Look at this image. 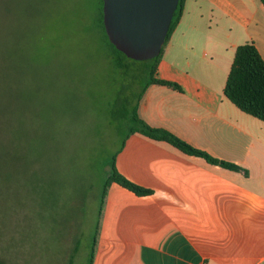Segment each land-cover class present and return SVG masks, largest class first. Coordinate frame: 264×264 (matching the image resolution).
I'll use <instances>...</instances> for the list:
<instances>
[{
	"label": "crops",
	"instance_id": "obj_1",
	"mask_svg": "<svg viewBox=\"0 0 264 264\" xmlns=\"http://www.w3.org/2000/svg\"><path fill=\"white\" fill-rule=\"evenodd\" d=\"M264 60L261 0H184L137 114L233 170L127 133L116 170L150 190L108 186L92 264H264V121L223 92L234 49ZM109 171V170H108Z\"/></svg>",
	"mask_w": 264,
	"mask_h": 264
},
{
	"label": "rangeland",
	"instance_id": "obj_2",
	"mask_svg": "<svg viewBox=\"0 0 264 264\" xmlns=\"http://www.w3.org/2000/svg\"><path fill=\"white\" fill-rule=\"evenodd\" d=\"M99 7V0H0L4 264L87 262L102 183L130 128L112 109L144 64L114 66L119 56Z\"/></svg>",
	"mask_w": 264,
	"mask_h": 264
},
{
	"label": "trees",
	"instance_id": "obj_3",
	"mask_svg": "<svg viewBox=\"0 0 264 264\" xmlns=\"http://www.w3.org/2000/svg\"><path fill=\"white\" fill-rule=\"evenodd\" d=\"M261 1L264 3V0ZM99 3V17L102 30L108 43L113 48L114 52L119 56L114 59V66L116 68L123 69L124 72H127V70L130 69L129 64H131L126 63L127 61L144 62L142 68H137L133 72V75L131 76L132 80H130V82L126 86V89H124V96L121 99H118L114 104V107L112 109L113 115L122 118L126 122L130 123V128L128 130L129 133L138 132L155 140H163L186 154L203 157L210 163L218 164L220 166L227 167L233 170H241L239 166L233 163L216 159L210 156L205 151L193 147L192 145L166 129L150 126L137 114L138 103L143 95L144 90L149 84L159 83L178 88L177 85L171 81L155 78L154 73L156 71L157 63L161 57L163 47L168 41L171 32L180 20L183 11L184 0H179L178 2V6L173 14L169 30L160 54L154 58L147 60H134L127 57L123 52L116 49V47L108 40L102 22L103 1L99 0ZM135 82L142 83L140 89L137 91H134V89L132 90L130 88L131 84ZM223 92L224 95L239 109L264 121V60L253 43L247 42L239 44L235 47L233 61L226 78ZM111 182H116L138 195H144L150 192V190L137 185L136 183L130 181L124 175L119 173L115 168L113 156L112 162L110 164V169L107 172L102 183V189L99 195L97 222L95 225L94 233L91 237L90 251L86 264H92L93 261L99 230V219L102 214L106 192ZM0 264L4 263L0 260Z\"/></svg>",
	"mask_w": 264,
	"mask_h": 264
},
{
	"label": "water",
	"instance_id": "obj_4",
	"mask_svg": "<svg viewBox=\"0 0 264 264\" xmlns=\"http://www.w3.org/2000/svg\"><path fill=\"white\" fill-rule=\"evenodd\" d=\"M108 40L127 57L158 56L179 0H102Z\"/></svg>",
	"mask_w": 264,
	"mask_h": 264
}]
</instances>
